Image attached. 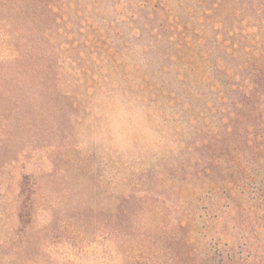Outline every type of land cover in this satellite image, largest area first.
Here are the masks:
<instances>
[{"label": "rangeland", "instance_id": "obj_1", "mask_svg": "<svg viewBox=\"0 0 264 264\" xmlns=\"http://www.w3.org/2000/svg\"><path fill=\"white\" fill-rule=\"evenodd\" d=\"M258 84L264 0H0V264H264Z\"/></svg>", "mask_w": 264, "mask_h": 264}, {"label": "trees", "instance_id": "obj_2", "mask_svg": "<svg viewBox=\"0 0 264 264\" xmlns=\"http://www.w3.org/2000/svg\"><path fill=\"white\" fill-rule=\"evenodd\" d=\"M258 86L264 90V84H258ZM255 102L256 98L254 97V95L248 97L243 106V109H240L238 111V115L232 120L233 130L231 131V134H237L239 132V127L244 123H247L250 126L254 127L253 132H244V150L249 163L259 165L264 168V115L259 117L253 113L255 112V110L253 109ZM257 119L259 121H257ZM259 195L261 202L264 204V186L262 187V189H260ZM223 259L224 258L220 259L217 262L220 263L222 260V263L225 264V261H223ZM231 261L236 262V259L234 257H231ZM185 264L191 263L190 261H185Z\"/></svg>", "mask_w": 264, "mask_h": 264}]
</instances>
